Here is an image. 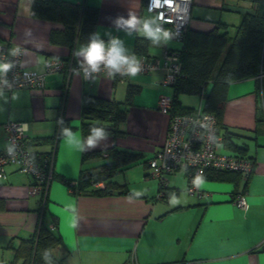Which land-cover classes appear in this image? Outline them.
<instances>
[{
    "label": "crops",
    "instance_id": "0c3cea01",
    "mask_svg": "<svg viewBox=\"0 0 264 264\" xmlns=\"http://www.w3.org/2000/svg\"><path fill=\"white\" fill-rule=\"evenodd\" d=\"M65 1L98 7L100 39L107 45L111 38H119L128 56L134 55V40L142 35L123 25L118 28L117 18L155 17L143 8L144 0ZM209 26L211 22L194 20L190 10L189 28L207 31L216 24ZM53 28L63 26L31 16L30 0H0V42L9 52L22 48L24 68L43 71L47 57L80 65L82 57L73 52L86 44L74 41L72 48L53 44L49 41ZM180 46V41H170L156 47L147 40L146 55ZM161 75L159 70L123 79L99 75L86 82L78 72L56 71L45 75L41 89L0 90V151L7 145L4 124L23 121L28 127V150L34 157L50 152L53 167L42 195L28 194L29 175L13 165L5 167L6 177L0 179V264L12 258L11 246L31 237L40 225L59 237L52 252L62 264H264V73L229 83L220 120L224 140L219 151L250 158L249 175L217 180L206 173L199 195L187 191L185 169L170 174L165 187L149 173L147 161L162 146L169 123L167 113L157 108L158 95L171 91L160 83ZM210 84L198 94V107L202 108ZM131 85L138 89L126 106L119 133L107 134L94 147L84 143L83 151L69 149L64 135L52 139L59 117L74 126L72 132L81 134L83 93L123 103ZM180 97L182 106L198 108ZM226 130L231 133L228 140ZM87 137L81 134L82 142ZM108 148L140 154L136 162L111 174L110 180L124 185L126 191L114 189L106 195L89 191L105 181L79 189L82 170L96 172L110 159L103 155L82 159L83 153ZM240 193L247 200L245 209L234 203Z\"/></svg>",
    "mask_w": 264,
    "mask_h": 264
},
{
    "label": "trees",
    "instance_id": "16d2710c",
    "mask_svg": "<svg viewBox=\"0 0 264 264\" xmlns=\"http://www.w3.org/2000/svg\"><path fill=\"white\" fill-rule=\"evenodd\" d=\"M250 1L252 10L243 12L231 34L227 31V25L220 22L207 31L191 29L188 26L178 48L180 74L171 87L173 112H191L193 108L181 105L178 94H201L205 85L210 82L202 109L214 113L221 127L220 120L229 83L264 73V0ZM30 15L60 23L63 28L51 29L49 41L72 48L74 41L87 44L91 35L96 33L99 9L85 2L77 4L65 0H30ZM133 54H147L146 38H135ZM137 89L134 85L129 86L128 98L123 103L83 93L79 123L81 134L91 135L92 127H102L109 135L119 133L118 125L125 120L126 106ZM64 128L72 130L74 126L67 119L59 117L57 133L52 139L63 136ZM230 134L225 131L227 140ZM96 155L110 159L96 172L92 169L82 170L77 187L86 190L94 183L105 181L104 186H97L89 191L99 195L109 194L114 189L126 191L124 185L110 180L111 174L136 162L140 154L130 150L108 148L104 151L84 152L82 159ZM46 156L51 157V153H43L37 157ZM206 173L217 180H236L239 175V172L233 170L209 169L204 176ZM58 242L59 237L52 230L40 225L31 237L20 239L17 245L11 246L12 258L2 264H62L52 252ZM45 252L47 260L44 258Z\"/></svg>",
    "mask_w": 264,
    "mask_h": 264
},
{
    "label": "built area",
    "instance_id": "2783aa9c",
    "mask_svg": "<svg viewBox=\"0 0 264 264\" xmlns=\"http://www.w3.org/2000/svg\"><path fill=\"white\" fill-rule=\"evenodd\" d=\"M193 0H144L143 8L158 17L162 26L174 34L175 40L181 41L188 26ZM22 48L9 52L5 43L0 42V65H10L7 72H0V90L11 91L18 88L41 89L45 75L50 72H78L84 81L89 82L95 76L108 75L101 65L97 73H90L87 78L79 64L61 57H47L43 71L26 69L21 64ZM142 63V71L147 73L162 72L160 83L172 87L180 74V54L178 48H165L159 55H135ZM259 73L257 76H261ZM126 75L116 73L123 79ZM172 92L160 93L157 108L167 113L168 130L162 146L148 160L151 176L155 177L160 187L166 186L170 174L179 169L187 172V191L200 194V183L209 169L233 170L246 178L252 168V160L243 155L225 154L219 151L224 134L218 124L217 116L201 107L187 113L173 112ZM6 147L0 151V179L6 177L5 167L15 166L20 173L29 175L32 182L27 186L30 195H42L53 176L52 158L34 157L27 148V123L8 120L5 124ZM162 189V188H161ZM234 203L242 209L247 207L243 194H238Z\"/></svg>",
    "mask_w": 264,
    "mask_h": 264
},
{
    "label": "clouds",
    "instance_id": "9594fccd",
    "mask_svg": "<svg viewBox=\"0 0 264 264\" xmlns=\"http://www.w3.org/2000/svg\"><path fill=\"white\" fill-rule=\"evenodd\" d=\"M115 23L118 28L123 25L125 28L135 29L139 35H142L156 47L167 45L174 38V34L162 26L158 17H146L142 19L119 17ZM125 53L126 49L123 46L122 40L111 38L110 42L106 45L100 39V33L96 32L91 35L89 42L86 45H81L78 50L73 52V55L82 57L79 63L86 78L90 73L99 72L101 65L107 69L109 79L115 78L116 73L135 77L142 71V63L135 55L128 56ZM9 68L10 65H0V72H7ZM63 135L66 146L69 149L83 151L84 143L89 147H94L98 140L106 137L107 133L102 127H92L91 135L84 142H82L81 134L74 133L69 128L63 129ZM44 258L48 259L47 252H45Z\"/></svg>",
    "mask_w": 264,
    "mask_h": 264
},
{
    "label": "rangeland",
    "instance_id": "374dc122",
    "mask_svg": "<svg viewBox=\"0 0 264 264\" xmlns=\"http://www.w3.org/2000/svg\"><path fill=\"white\" fill-rule=\"evenodd\" d=\"M191 15L194 20L203 22H211V26L217 24L219 21L227 23V31L233 33L234 25L238 23V16L245 10L242 8H252L250 0H193ZM152 14V13H151ZM147 17H151L150 14ZM146 18V17H144ZM215 23V24H214ZM172 42L178 40L172 39ZM168 93V92H164ZM183 101L193 105L197 108L199 105V95L180 93ZM180 97V98H181Z\"/></svg>",
    "mask_w": 264,
    "mask_h": 264
}]
</instances>
